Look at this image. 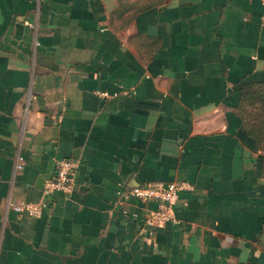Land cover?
<instances>
[{
  "label": "crops",
  "instance_id": "0c3cea01",
  "mask_svg": "<svg viewBox=\"0 0 264 264\" xmlns=\"http://www.w3.org/2000/svg\"><path fill=\"white\" fill-rule=\"evenodd\" d=\"M259 81L260 0H0V264H264ZM60 158L73 187L44 196ZM145 182L177 184V222L142 230Z\"/></svg>",
  "mask_w": 264,
  "mask_h": 264
},
{
  "label": "built area",
  "instance_id": "2783aa9c",
  "mask_svg": "<svg viewBox=\"0 0 264 264\" xmlns=\"http://www.w3.org/2000/svg\"><path fill=\"white\" fill-rule=\"evenodd\" d=\"M264 6V0H260ZM99 97L109 98L116 94H110L106 90L95 92ZM77 162L72 158H60L54 162L55 173L49 179L43 188L44 196L56 192L68 194L74 184V172ZM22 166L17 165L20 169ZM178 186L174 182L166 183H141L132 186L129 189V195L141 202H154L155 207L152 209L146 208L140 214L142 230H147L151 226L163 225L167 222H177L173 213V201L176 197ZM33 202L9 203L8 207L17 213H24L28 216H40L47 207L48 201L45 197ZM150 233V232H148Z\"/></svg>",
  "mask_w": 264,
  "mask_h": 264
},
{
  "label": "trees",
  "instance_id": "16d2710c",
  "mask_svg": "<svg viewBox=\"0 0 264 264\" xmlns=\"http://www.w3.org/2000/svg\"><path fill=\"white\" fill-rule=\"evenodd\" d=\"M241 103L239 106L242 123L247 133L254 138L259 148L264 150V81L243 83L240 88ZM247 104L255 112L242 117V107Z\"/></svg>",
  "mask_w": 264,
  "mask_h": 264
},
{
  "label": "rangeland",
  "instance_id": "374dc122",
  "mask_svg": "<svg viewBox=\"0 0 264 264\" xmlns=\"http://www.w3.org/2000/svg\"><path fill=\"white\" fill-rule=\"evenodd\" d=\"M255 108L256 107H252V106H249L247 105L246 103L243 105L242 107V117L246 118L248 117V114H251L252 112H255Z\"/></svg>",
  "mask_w": 264,
  "mask_h": 264
}]
</instances>
